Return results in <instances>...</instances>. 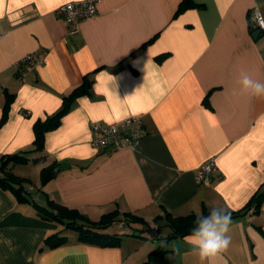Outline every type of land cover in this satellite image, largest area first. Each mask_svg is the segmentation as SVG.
I'll return each mask as SVG.
<instances>
[{
	"label": "crops",
	"instance_id": "1",
	"mask_svg": "<svg viewBox=\"0 0 264 264\" xmlns=\"http://www.w3.org/2000/svg\"><path fill=\"white\" fill-rule=\"evenodd\" d=\"M75 1L0 0V156L33 149L36 122L59 112L85 76L92 81L46 132L43 152L29 154L39 161L12 167L31 201L0 187V264H209L185 241L190 234L168 238L167 214L241 211L264 186V99L238 84L241 71L264 82V32L255 38L251 26L264 0H193L199 6L178 14L183 0H95L97 15L72 34L55 11ZM31 53L45 62L19 82L16 64ZM130 116L147 129L136 149L91 145L93 123ZM211 159L219 172L199 183ZM53 162L61 169L42 185ZM49 199L94 221L132 213L165 237L150 239L141 223L115 225L121 244L102 247L65 229L67 244L40 252L64 229L36 208ZM228 235L211 264H264V202L232 218Z\"/></svg>",
	"mask_w": 264,
	"mask_h": 264
},
{
	"label": "trees",
	"instance_id": "2",
	"mask_svg": "<svg viewBox=\"0 0 264 264\" xmlns=\"http://www.w3.org/2000/svg\"><path fill=\"white\" fill-rule=\"evenodd\" d=\"M195 6L199 5L193 0H183L179 6L177 14L186 10L187 8ZM251 26L253 30L257 31V29L253 27L252 23ZM164 57H166V54L161 55V58ZM91 82V79L88 76H85L82 84L74 88L67 96L64 97L63 107L59 112H57L54 116L47 118L46 120H39L36 122L34 127L35 140L33 149L26 150L21 153L0 156V187L13 192L19 202H29L31 199L27 195L25 178L16 175L13 172L12 167L19 164H28L30 162L35 163L39 161V158H30L29 154L31 152H43L45 148L46 132L56 128L60 124L62 117L70 110L71 105L76 98L90 92ZM11 101L12 96H9L6 106H8ZM60 167L61 165L56 162L44 167L41 173L42 185H45L48 181L55 177L60 171ZM263 202L264 186L261 188V190H259V192L255 194V196L243 210L231 212V219L242 215L245 213V211L252 208L254 209V212H259ZM35 206L44 218L64 225V229H61L60 231L45 238L43 245L39 249L40 252L67 244L69 240L67 235L64 233L65 229H72L76 231L79 242L102 247L119 246L121 244L123 234L109 231L111 226L118 225L121 220H125L127 224L126 227L131 229H136L134 226L136 223L144 224L149 230V238L150 234L154 231L153 225L147 224V222H145L142 218L132 213H125L124 217L119 218V213L116 210L104 214L99 220L94 221L86 218V216L78 209H70L56 203L52 199L48 200V207L42 208L38 205ZM209 212V210H206L200 216H206L209 214ZM197 216L198 215L196 214H189L185 216L174 217L171 214H167L169 226L171 228L168 238L191 234L196 226ZM158 226L161 230L160 225Z\"/></svg>",
	"mask_w": 264,
	"mask_h": 264
},
{
	"label": "built area",
	"instance_id": "3",
	"mask_svg": "<svg viewBox=\"0 0 264 264\" xmlns=\"http://www.w3.org/2000/svg\"><path fill=\"white\" fill-rule=\"evenodd\" d=\"M55 13L64 17L72 26L70 30L72 34H77L82 20L90 19L97 15V3L95 0L69 2L57 8ZM258 20H264V16L259 8H254L251 16L253 27L264 32V28L260 27ZM44 62L43 57L36 53L26 55L16 64L18 69L17 80L22 82L27 72L42 65ZM92 131L91 145L99 150H134L147 133L146 126L140 116H130L113 123L95 122L92 124ZM218 172L219 169L214 159H211L198 168L196 179L199 183L211 184ZM118 226L120 228L126 227V221L121 220ZM153 228L154 231L150 234V239L154 240L164 237L157 224H153Z\"/></svg>",
	"mask_w": 264,
	"mask_h": 264
},
{
	"label": "clouds",
	"instance_id": "4",
	"mask_svg": "<svg viewBox=\"0 0 264 264\" xmlns=\"http://www.w3.org/2000/svg\"><path fill=\"white\" fill-rule=\"evenodd\" d=\"M264 28V20H258ZM241 93L264 99V82L254 79L246 71H241L238 78ZM231 224V212L222 208H213L206 216H197L196 226L185 241L192 246L201 262L209 264L227 250L231 243L228 235Z\"/></svg>",
	"mask_w": 264,
	"mask_h": 264
},
{
	"label": "water",
	"instance_id": "5",
	"mask_svg": "<svg viewBox=\"0 0 264 264\" xmlns=\"http://www.w3.org/2000/svg\"><path fill=\"white\" fill-rule=\"evenodd\" d=\"M261 33H262L261 30H257V31L254 33V37L256 38V37L260 36Z\"/></svg>",
	"mask_w": 264,
	"mask_h": 264
},
{
	"label": "rangeland",
	"instance_id": "6",
	"mask_svg": "<svg viewBox=\"0 0 264 264\" xmlns=\"http://www.w3.org/2000/svg\"><path fill=\"white\" fill-rule=\"evenodd\" d=\"M113 229H114V230L116 229V226H115V225H113V226L109 229V231H112ZM114 230H113V231H114Z\"/></svg>",
	"mask_w": 264,
	"mask_h": 264
}]
</instances>
